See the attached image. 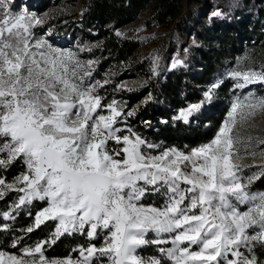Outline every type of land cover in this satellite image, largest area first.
Returning <instances> with one entry per match:
<instances>
[{
  "label": "snow or ice",
  "instance_id": "obj_1",
  "mask_svg": "<svg viewBox=\"0 0 264 264\" xmlns=\"http://www.w3.org/2000/svg\"><path fill=\"white\" fill-rule=\"evenodd\" d=\"M44 23L0 0V201L16 194L0 210V233L10 234L8 243L0 237V264H264V191L252 190L264 176V138L239 131L264 113L256 91L264 89V62L238 57L226 71L235 94L210 140L165 146L128 125L134 111L104 103L99 90L109 81L93 80L95 61L37 35ZM152 64L157 74L159 57ZM181 65L176 57L171 68ZM222 83L173 119L189 123ZM247 155L260 163L242 164ZM16 163L23 170L9 180L4 173ZM35 202L45 206L33 216ZM22 211L32 223L17 229ZM48 222L54 230L29 242ZM76 234L87 246L46 254ZM149 247L154 254L142 255Z\"/></svg>",
  "mask_w": 264,
  "mask_h": 264
},
{
  "label": "trees",
  "instance_id": "obj_2",
  "mask_svg": "<svg viewBox=\"0 0 264 264\" xmlns=\"http://www.w3.org/2000/svg\"><path fill=\"white\" fill-rule=\"evenodd\" d=\"M32 1L38 10L48 13L50 29L68 40H88L89 57L96 60V78L106 77V72L114 70L112 82L99 90L106 98L104 103L120 97L128 102L126 111L139 103L135 115L128 118V125L148 140L165 146L193 147L210 140L229 110L233 85L230 78H223L211 103L189 123L173 117L180 109L202 100L208 86L235 65L238 57L264 62V0H73L79 4L78 12L54 8L72 0ZM209 8H219L225 15L208 19ZM146 9L147 26H171L173 32L195 39L188 44L187 52L180 50V55L186 58L185 65L173 70L161 67L153 74L149 59L141 56V42L118 33L117 29L136 20ZM130 78L140 80V84L130 87L132 91L117 89L118 83ZM22 170V165L16 163L4 175L10 180ZM252 190L264 191V176L254 182ZM15 195L10 193L0 201V210H7ZM43 206V202H35L32 215ZM31 223L28 213L22 211L15 227L26 228ZM54 227L52 222L42 225L29 234V242L45 239ZM0 237L8 243L10 234L0 233ZM87 243L82 235H65L46 254L66 257L78 245ZM141 254L152 255L154 248L149 247Z\"/></svg>",
  "mask_w": 264,
  "mask_h": 264
},
{
  "label": "rangeland",
  "instance_id": "obj_3",
  "mask_svg": "<svg viewBox=\"0 0 264 264\" xmlns=\"http://www.w3.org/2000/svg\"><path fill=\"white\" fill-rule=\"evenodd\" d=\"M15 5L17 6V10L19 9H27L28 11L36 12L41 18L45 21L44 25L37 30V35H44L50 43H53L54 46L62 48V49H71L79 55V57L84 60H92L95 61V64L93 65L94 72H93V80L99 81L103 83L105 80H108L109 82H112L110 79L112 77V74H114V70H110L106 72L105 76L100 79L96 78V60L91 59L89 57V50L90 49V43L87 39H85L83 42L80 40L74 39L71 40L66 37L62 36L60 33H57L56 30L50 29L47 24V18L48 13L42 12L38 10L35 6L36 3L32 0H14ZM56 9H60L66 12H78L79 11V4L74 2L73 0L68 2L67 4H60V6H54ZM216 11H220L222 13L221 16H224L223 12L219 8L211 9L209 8L206 12L208 19L213 17V13ZM148 13V9L143 11L136 20L132 21L130 24L117 29L118 33L121 34L124 37L129 38H135L139 40L142 44L141 47V56L142 58L149 59L150 64L153 66L152 61L153 57H159V68L166 67L168 70H173L171 68V64L174 58L179 57L183 61V65H185L184 61H186V58H183L180 55V50L184 49L185 52L188 51L189 47L188 44L194 42V38L192 36L186 35L182 36L179 33H175L172 31V27L168 26H159L156 24H152L151 26H147L145 23L146 15ZM83 49V51H81ZM181 65V66H183ZM235 66V65H233ZM231 66V67H233ZM231 67H228L230 69ZM178 68V67H177ZM227 69V70H228ZM226 70V71H227ZM226 73V72H225ZM224 73V75H225ZM224 75L222 77L218 76V79H223ZM140 84V80L136 78H130L127 80H124L123 82L118 83V88H120V85H125V88H130L133 86H138ZM251 87L249 90H251ZM232 93L231 100L235 94V92L231 89ZM256 91L258 93L264 94V89H260L259 86H256ZM115 100L121 102L125 107L127 106L128 102L124 101L122 98L118 97L115 98ZM207 106V103L201 108V110L195 114L198 115L201 111L205 110V107ZM139 109V103H135L133 107H130L128 111H134L135 113ZM242 136H249L252 137H259L264 138V113L258 114L255 117L252 118V120L242 126L239 129ZM254 143V141H253ZM244 147L241 146V153L243 154ZM241 163L244 165H251L253 163L259 164L260 163V157H252L250 155L243 156L241 159ZM259 168H252V169H246L245 175H250L251 172H258Z\"/></svg>",
  "mask_w": 264,
  "mask_h": 264
}]
</instances>
